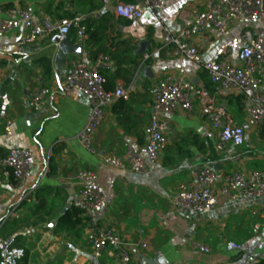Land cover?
<instances>
[{
	"label": "crops",
	"instance_id": "crops-1",
	"mask_svg": "<svg viewBox=\"0 0 264 264\" xmlns=\"http://www.w3.org/2000/svg\"><path fill=\"white\" fill-rule=\"evenodd\" d=\"M116 1L136 0H111L107 7H102L101 0H0L3 7H31L37 21L87 19L100 35L90 47L86 34L71 30L67 39L80 45V54H70L63 65H52L48 46L53 35L17 51L19 32L0 34V155L18 148L29 150L33 158L29 176L20 183L11 180L0 164V235L20 236L18 241L27 251L26 264H114L109 257L100 261L92 257L82 226L72 232L55 230L79 190L72 176L91 169L104 189L106 222L123 240L140 239L147 244L136 251L137 256L144 255L155 264H241L248 254L264 249V197L224 200L209 214L179 212L172 199L178 185L192 183L201 167L216 172V187L225 173L264 171V122L249 126L241 92L224 91L216 94V102L243 127L241 145L226 142L218 149L220 130L199 109L187 113L177 108L170 117L166 146L143 174L105 164L104 155L128 162L127 147L142 151L145 127L154 113L148 90L160 77L182 78L213 92L200 64L175 55L163 36L164 29L176 34L186 27L192 15L203 10L205 0H170L158 14L146 10L135 20L116 16ZM241 29L235 23L221 38L205 28L194 39L200 61L209 59L223 39L238 35ZM97 48L100 51L93 57L91 51ZM100 57L99 64L106 73L116 75L115 86L121 84L128 99L106 109L92 139L95 152L90 153L76 139L89 114L88 101L81 92L61 93L59 85L70 60L93 65ZM41 58L49 60L50 72L44 70ZM233 63L242 65L237 59ZM38 86H45L50 94L46 105L33 111L28 94ZM258 89L264 92V78ZM6 120L11 121L10 135L4 132ZM228 241L240 244L241 249L227 251ZM198 245L209 251H201ZM133 264L142 263L135 259Z\"/></svg>",
	"mask_w": 264,
	"mask_h": 264
},
{
	"label": "built area",
	"instance_id": "built-area-1",
	"mask_svg": "<svg viewBox=\"0 0 264 264\" xmlns=\"http://www.w3.org/2000/svg\"><path fill=\"white\" fill-rule=\"evenodd\" d=\"M169 1H116L113 11L118 17L135 20L146 10L158 14ZM110 4L111 0H101L102 7ZM235 23L242 25L238 35L223 39L211 57L201 62L194 39L205 28L215 30L219 37L224 38L229 27ZM73 29L85 34L82 18L64 17L56 22L37 21L29 6H0V34L10 30L18 31L15 43L17 51L44 35L67 38ZM163 36L173 46L175 55L200 64L208 75L213 92L182 78L170 75L160 77L148 90L153 99L154 113L145 127L146 142L142 151L127 147L128 162L104 155L103 162L113 168L143 174L147 165L154 163L166 146L170 117L177 108L187 113L199 109L212 127L220 130L218 149L226 142L241 145L244 140L243 127L235 123L225 108L216 102V94L224 91L241 92L246 103L249 126L264 122V92L258 89L264 78V0H205L203 10L194 13L186 27L176 34L164 29ZM102 59L98 58L93 65L78 59L70 60L63 82L59 85L61 93L71 95L81 92L88 101L89 114L76 139L90 153L95 152L92 139L105 119L106 109L119 99H128V92L121 84H117L111 92L104 89L105 79L98 71V64ZM233 59L239 60L242 65L234 64ZM49 94L50 91L45 86L32 88L28 94V107L33 111L41 110L46 105ZM4 132L11 134L10 120L5 121ZM0 164L7 175L20 183L29 176L33 158L27 149L10 148ZM72 179L78 183L79 190L71 205L79 211L82 230L90 245L92 257L97 261L109 257L114 260V264H133L135 259L140 260L136 251L145 249L147 244L140 239L123 240L115 227L104 219L108 205L97 173L91 169H82ZM216 179L217 174L212 168L201 167L192 183L178 185L172 199L173 207L179 212L209 214L215 205L224 200H237L244 196L254 199L264 197L263 170L225 173L220 178L219 187L215 186ZM198 248L203 252L209 251L206 246L198 245ZM225 248L236 252L241 246L228 241ZM24 254L25 250L17 245L15 235H0V264H21ZM262 261L264 249L248 254L241 264H259Z\"/></svg>",
	"mask_w": 264,
	"mask_h": 264
},
{
	"label": "trees",
	"instance_id": "trees-1",
	"mask_svg": "<svg viewBox=\"0 0 264 264\" xmlns=\"http://www.w3.org/2000/svg\"><path fill=\"white\" fill-rule=\"evenodd\" d=\"M87 21H88L87 19L82 20V24L85 26V34L87 35L86 43L87 45L91 47V45L92 46L95 45V41H97L96 39L100 35L94 30V28L90 24L87 23ZM99 51L100 50L97 48L95 51L93 52L91 51V54L93 55V57H96ZM40 63L46 72H50V62L47 58H41ZM98 71L105 79L104 89L109 92L113 91L115 88L114 81H115L116 75L106 73V70H104L103 68H98ZM119 100H122V99H119ZM7 153L8 151L1 154L0 155L1 159H3L7 155ZM10 178L11 180H14L13 177L10 176ZM81 226H82V220L79 217V211L72 207L70 210L67 211V213L63 217H61L58 220L55 230L72 232ZM15 237L17 239V245L23 247L22 244H20V242L18 241L20 236L15 235ZM26 261H27V251L25 250V254L21 260V264H26ZM259 264H264V261L260 262Z\"/></svg>",
	"mask_w": 264,
	"mask_h": 264
},
{
	"label": "water",
	"instance_id": "water-1",
	"mask_svg": "<svg viewBox=\"0 0 264 264\" xmlns=\"http://www.w3.org/2000/svg\"><path fill=\"white\" fill-rule=\"evenodd\" d=\"M48 48L51 51L50 61L52 65L54 64L63 65L66 63L70 54L79 55L81 52L79 44H72L67 38L60 39L57 35H53L51 39V43L49 44ZM98 67L102 68L104 66L102 64H98ZM60 217L61 216L57 217L56 220L52 222V224H54L55 221H57ZM139 258L142 264H155L152 259L144 255H139Z\"/></svg>",
	"mask_w": 264,
	"mask_h": 264
}]
</instances>
